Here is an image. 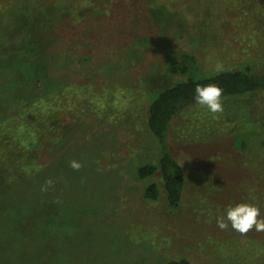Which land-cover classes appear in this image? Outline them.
<instances>
[{"label":"rangeland","instance_id":"rangeland-1","mask_svg":"<svg viewBox=\"0 0 264 264\" xmlns=\"http://www.w3.org/2000/svg\"><path fill=\"white\" fill-rule=\"evenodd\" d=\"M86 1L60 3L81 17L63 18L49 50L65 83L49 113L57 104L61 119L29 153L34 164H25L34 136L18 138L20 125L0 116V264H226L258 252L264 232L221 229L217 217L243 200L264 217V91L224 99L217 114L195 104L171 121L168 149L185 170L178 208L158 172L136 170L162 154L145 117L160 89L187 76L173 64L193 56L198 75L217 64L264 70V0ZM11 3L0 2V26L28 5ZM151 182L156 200L144 196Z\"/></svg>","mask_w":264,"mask_h":264},{"label":"trees","instance_id":"trees-1","mask_svg":"<svg viewBox=\"0 0 264 264\" xmlns=\"http://www.w3.org/2000/svg\"><path fill=\"white\" fill-rule=\"evenodd\" d=\"M12 1L15 0H0L3 3L2 9L6 10ZM16 1H26L28 5L27 9H19L17 16H15L17 9L15 10L13 18L15 17L17 21L13 27L9 26L13 21L12 16L7 19L9 21H6L8 25L0 26V46L3 47V51H0V116L3 121H8L10 124L17 122L14 126L20 125L17 127L18 138L26 142L30 135L34 136L29 143L27 141L25 144L28 147L25 164L30 165L34 162L29 153L35 152L37 146L40 147L45 143L48 131L54 132L57 128L59 130V127H55L61 119L59 116L61 112L57 109L58 105H52L50 109L52 114L49 113L50 101L54 96L60 95L65 84L53 75L52 69H57L58 66L50 61L49 50L53 41L56 40L57 26L63 23V18L79 21L81 15L75 10H70L68 15L62 12L63 4H60L62 0ZM81 2L87 1L81 0ZM193 64V56L185 58L181 64H173L174 72L179 70L187 76L160 89L154 95L155 98L149 102L145 117L146 124L157 137L162 154L157 164L145 163L138 166L136 170L137 177L140 179L148 178L156 172L159 173L167 204L173 209L178 208L183 200L185 170L168 149L166 134L175 116L196 104L194 101L195 85L218 84L223 89L222 100L242 99L264 91V70L257 71L252 63H241L236 68H226L220 72L215 71L203 75L195 73L196 67ZM84 94L85 92L81 93V95ZM85 97L87 101L89 97L87 95ZM51 118L53 128L49 125ZM260 120L259 124L262 127L264 117ZM6 129L8 127L4 126V130ZM61 131L63 135L69 129L66 131L65 126ZM59 135L61 136L60 131ZM57 137L56 135L55 138ZM8 140L9 138L3 137V147L9 145ZM32 146H34L33 149ZM4 174L6 178L10 175L15 176L8 172ZM144 196L151 200L157 199L159 190L155 182L146 186ZM261 242L263 244L264 239ZM262 244L258 246V252L247 253V257L240 260L235 258L230 261L225 260V263L242 264L241 261H243L246 264H264V245ZM166 264L190 263L186 257L178 256L168 259Z\"/></svg>","mask_w":264,"mask_h":264},{"label":"clouds","instance_id":"clouds-1","mask_svg":"<svg viewBox=\"0 0 264 264\" xmlns=\"http://www.w3.org/2000/svg\"><path fill=\"white\" fill-rule=\"evenodd\" d=\"M217 72L223 71V66H215ZM223 89L216 83L196 84L194 87V101L197 105L207 109L209 113L223 112ZM70 166L79 169L81 164L77 160L70 161ZM50 184L51 181H48ZM217 225L224 229L229 226L239 233H247L250 229L264 232V217L260 215V208L254 202L247 200L230 203L225 206L222 214L217 217Z\"/></svg>","mask_w":264,"mask_h":264}]
</instances>
